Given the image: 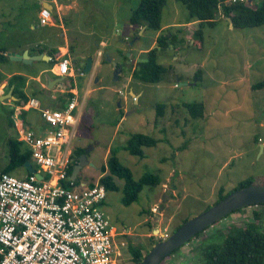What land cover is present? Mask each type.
Wrapping results in <instances>:
<instances>
[{
	"label": "rangeland",
	"instance_id": "obj_1",
	"mask_svg": "<svg viewBox=\"0 0 264 264\" xmlns=\"http://www.w3.org/2000/svg\"><path fill=\"white\" fill-rule=\"evenodd\" d=\"M260 1L249 3L254 6ZM138 3L139 0H78L79 6L63 15L67 33L73 37L75 61L81 63L77 55L81 50L93 54L103 38L104 53L115 49L122 64L116 79L112 64L103 63L101 58L96 69L98 81L92 83L86 99L83 92L89 76L76 70L75 86L80 92L79 103L84 100V110L72 147L88 150L87 163L78 171L77 180L82 184L97 181L109 150L116 146L120 162L131 170L134 179L145 172L161 178L157 186H143L138 199L129 205L121 202L122 180L115 179L118 190L107 191L102 209L111 225L117 227L119 264H135L129 247L139 248L144 256L177 225L212 206L220 189L226 194L247 177L254 178V185L264 186V87L252 88L264 79V24L236 28L229 25L219 10L216 25L204 26L201 38H196L193 33L198 21H188L180 2L167 0L162 26L152 31L129 24L132 9ZM39 7V0H0L1 47L36 42L37 35L52 29L39 26L36 18ZM31 24L37 27L32 29ZM138 30L140 35L143 31L142 37L129 48L151 49L160 34L176 33L178 39H184L157 54L158 63L165 67L157 83L131 76L135 64L146 59V52L139 53L136 48L128 56L129 52L122 48L127 47L124 35L132 39ZM14 66L8 62L9 69ZM3 67L7 65L0 64L1 72ZM37 97L44 100L41 95ZM184 102H202L203 115L192 117L183 107ZM156 103H164L162 115L156 116ZM11 109V105L0 103V171L8 163L6 139L16 133L10 124ZM32 110L26 115L27 122L31 119L41 122L38 112ZM135 132L157 140L155 146L143 148V158L123 148ZM10 174L20 177L24 169H15ZM105 174L107 171L101 175ZM254 210L264 211V204L227 214L160 264H199L196 249L200 242L217 230L225 233L231 224L243 225L252 220Z\"/></svg>",
	"mask_w": 264,
	"mask_h": 264
},
{
	"label": "built area",
	"instance_id": "obj_2",
	"mask_svg": "<svg viewBox=\"0 0 264 264\" xmlns=\"http://www.w3.org/2000/svg\"><path fill=\"white\" fill-rule=\"evenodd\" d=\"M49 18L50 11L42 8L39 22L46 24ZM58 67L59 75L67 76L70 59L60 57ZM23 109H37L47 126L43 135H36L14 116L18 139L42 178L0 171V264H119L117 227L102 209L105 186L99 179L76 183L68 174L77 134V98L49 108L31 97L16 110Z\"/></svg>",
	"mask_w": 264,
	"mask_h": 264
},
{
	"label": "trees",
	"instance_id": "obj_3",
	"mask_svg": "<svg viewBox=\"0 0 264 264\" xmlns=\"http://www.w3.org/2000/svg\"><path fill=\"white\" fill-rule=\"evenodd\" d=\"M177 1L184 5L187 11L188 21H198V27L193 33L196 38H201V29L204 26L213 27L216 25L217 21L215 20V16L219 10L222 11L223 16L231 19L232 26L236 28H248L264 24V0H261L258 5L256 4L254 6L249 2L224 4L225 0ZM166 2L167 0H139L137 7L132 9L129 23L145 26V28L152 31H158L161 28V17ZM183 40V38L178 39L176 33L160 34L156 38V46L146 52V59L139 62L132 70V78L142 82H159L165 72V67L158 63L157 54H159V51L167 50L169 44L172 45V43L183 42ZM6 61H9V57L6 55V48L0 46V64ZM102 61L105 62L104 60ZM200 73L199 75H201ZM198 77L199 76L195 77V81L198 80ZM3 78L4 74L0 71V82ZM23 82L24 76L15 74L9 78L8 84L14 83L16 87L21 88ZM263 87L264 79L252 85L253 89ZM17 90L21 98L18 103L23 104L28 98L20 89ZM72 96V93L68 91L67 99H70ZM183 107L194 118L201 117L204 113V104L202 102H184ZM163 108L164 103H156V116L162 115ZM10 124L13 127L11 122ZM156 143L157 140L154 137L135 132L128 137L123 148L130 154L143 158V148L155 146ZM6 144L8 148V163L3 168L2 172L11 173V171L18 168L24 169V162L30 160L29 149H27L22 141L17 139L15 133L7 137ZM118 150V146L112 147L109 150L106 165L102 167V172L107 171V174L101 176L99 182L105 186L107 191H111L119 189L115 179L122 180L121 202L124 205H129L138 199L143 186H157L161 183V178L151 172H145L140 178L134 179L131 170L120 162L117 156ZM80 151H82L80 147L73 148V160L68 168L69 175H71L73 165L76 163V155H78ZM75 182L79 183L77 178ZM92 183L93 182H89V184ZM253 183L254 178L247 177L240 181L233 190ZM226 194L220 189L217 201ZM263 215L264 211L254 210L252 212V220L243 225L231 224L227 226V231L225 233H223L222 230H217L215 233L211 234L205 242H200L196 249V253L199 257V264H264ZM180 225L181 224L177 225L174 230ZM201 232L202 231L196 233L195 236L198 237ZM178 249L174 250L172 253L176 252ZM129 251L132 254L133 262L139 264L143 258V254L139 248L129 247Z\"/></svg>",
	"mask_w": 264,
	"mask_h": 264
},
{
	"label": "crops",
	"instance_id": "obj_4",
	"mask_svg": "<svg viewBox=\"0 0 264 264\" xmlns=\"http://www.w3.org/2000/svg\"><path fill=\"white\" fill-rule=\"evenodd\" d=\"M67 1L63 2L61 0H39L40 7L36 9L37 22L39 23V26L50 27L52 29H49L47 33H43L41 35L36 36L35 34V36L37 37L35 39L37 40L36 42H33V43L16 42L14 45L10 47H5L6 55L7 53L12 52L15 54L22 55L25 59H27L26 61H22L21 59L11 60L9 58V61L4 62L5 65H7V68L3 67L2 73L4 74V78L0 82V84L3 85L2 87L0 85V97H6V95L9 92L13 96L12 98H4L3 100H0V103L9 104L12 106L11 117L13 118V120L11 123L13 124V128L16 130L15 134H16L17 139H18L19 134L16 128V120H14L15 114H17L18 120H20L26 128L33 131L36 135H43L45 133V130L47 129V126L44 120L42 119L40 112L37 109L35 110L38 112L37 115L39 116L41 120V122L39 123H37L35 119H31L30 121L27 122L26 115L30 111H33L32 109H23L17 112L16 109H18V107H20L21 105L18 103L21 98L19 95L20 93L17 89H20L27 96L28 99L33 97L40 101L37 95L43 96L44 100L40 102L43 106L49 107V108H61L65 106L66 102L70 100L72 97H76L78 101L80 92L75 86L74 77L77 74V71H76L77 69H79V73L81 75V72L83 71L82 67L84 68L86 59L89 56L93 57V64H92V68L90 72L88 73L89 77H88V80L86 81V87L83 92L84 98L86 97V93L92 90V87H91L92 83H95L98 81V80L95 81V77L97 76L96 69L101 64V58L102 60L105 61L104 50H102L101 46L106 45V40L101 38L97 45V49H95L93 51V54L91 55L85 54L86 50H81L80 52H78L77 55L80 58L81 63L82 61H85L83 66L80 65L81 63H78V61H75L76 60L75 56L72 55L73 54L72 52L73 37H71L67 33L68 30L65 25L63 15H65L64 13L70 9L75 10V8L79 6V4H78V0H67ZM42 8H46L50 11V18L46 24H41L39 22V13ZM194 21L195 20H193V22ZM129 24L134 25L131 23ZM31 26H32V29H35L37 27V26H34L33 24H31ZM142 34H143V31H142ZM124 38L127 39L128 34H125ZM144 38H145V41H147L146 37ZM149 40L150 39H148V41ZM126 48L127 47H123L122 49L124 51H128L129 52L128 56H130L131 52L136 51V48L138 52L140 53L142 51L146 52L150 47L141 49V47L133 46L131 48H127V50ZM37 55H39V58L33 59ZM108 55H111V57L110 56L109 57L112 58L113 61L119 63V60L116 57L115 49L111 50V53H109ZM60 57H68L70 59V73L67 76L59 75L58 60ZM8 62H11L16 66H14V68L12 69H9ZM34 67H38L37 70L33 71ZM15 74L24 76V82L22 83L21 88L16 87L14 83L8 84L9 78ZM68 91H70L73 95L70 99H67ZM130 93H133V92L130 91ZM83 106H84V100H82V102L80 103L78 101L77 128L79 127V123L83 117V110H84ZM73 148H75V146H73ZM27 161H29L31 165L34 167L31 156H30V160H27ZM105 172L106 171L101 172V174ZM28 173L29 172L24 167V174H22L20 177H24ZM77 176L78 175H76L75 179L77 178Z\"/></svg>",
	"mask_w": 264,
	"mask_h": 264
},
{
	"label": "water",
	"instance_id": "obj_5",
	"mask_svg": "<svg viewBox=\"0 0 264 264\" xmlns=\"http://www.w3.org/2000/svg\"><path fill=\"white\" fill-rule=\"evenodd\" d=\"M251 1V0H249ZM229 25L232 26V21L227 17ZM132 45L129 43L127 48ZM11 60H22L26 61L22 55L15 54L12 52L7 53ZM39 55L33 59H38ZM105 61L111 63L114 69V77L117 79L119 72L122 69V64L115 62L109 57L108 53H104ZM93 57H88L83 68V72L88 74L92 68ZM64 78V77H62ZM98 77H95V81ZM133 94V93H132ZM134 95V94H133ZM13 96L9 92L6 97H0V100L4 98H12ZM135 97V95H134ZM86 148L77 157L76 163L73 165L71 172V178L75 179L78 171L86 165ZM24 167L29 173H34L37 178H42V175L35 171V168L31 165L29 161L24 163ZM264 204V186L258 185H247L239 189L230 191L224 197L216 201L212 206L205 209L198 215L185 220L176 230L169 234L166 238L156 241L149 251L143 256L139 264H160V262L168 255H170L174 250L181 247L183 244L188 242L196 233L203 231L207 227L213 225L215 222L220 221L227 214L234 212L238 209L248 207L251 205Z\"/></svg>",
	"mask_w": 264,
	"mask_h": 264
},
{
	"label": "flooded vegetation",
	"instance_id": "obj_6",
	"mask_svg": "<svg viewBox=\"0 0 264 264\" xmlns=\"http://www.w3.org/2000/svg\"><path fill=\"white\" fill-rule=\"evenodd\" d=\"M134 25H137V24H134ZM139 26V25H138ZM140 27H141V25H140ZM139 27V28H140ZM138 28V29H139ZM145 28V27H144ZM139 32V30L136 32L138 35L136 36V34L133 36V38L132 39H130V38H127L128 40H127V44L126 45H129V43L130 42H132V44H134L135 43V41L136 40H139V39H141L140 37H142L141 35H140V33H138ZM135 37V38H134ZM158 37V36H157ZM125 41V40H124ZM148 51V50H147ZM146 51V52H147ZM135 66H136V64H135ZM135 66L132 68V70L135 68ZM132 72V71H131ZM81 149H82V151H80V153H78V155H76V158L83 152V150H85V148L84 147H80ZM88 153V151H86V154Z\"/></svg>",
	"mask_w": 264,
	"mask_h": 264
}]
</instances>
